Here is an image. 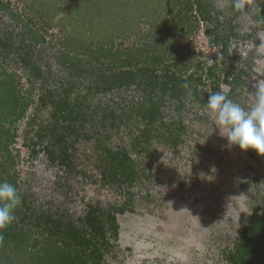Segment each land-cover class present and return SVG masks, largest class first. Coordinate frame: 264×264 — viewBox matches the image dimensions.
I'll list each match as a JSON object with an SVG mask.
<instances>
[{"label": "rangeland", "instance_id": "374dc122", "mask_svg": "<svg viewBox=\"0 0 264 264\" xmlns=\"http://www.w3.org/2000/svg\"><path fill=\"white\" fill-rule=\"evenodd\" d=\"M242 2L0 0V81L27 107L4 180L16 240L37 247L49 214L98 264H233L264 215V157L228 148L205 104L219 91L248 109L264 86V0Z\"/></svg>", "mask_w": 264, "mask_h": 264}, {"label": "trees", "instance_id": "16d2710c", "mask_svg": "<svg viewBox=\"0 0 264 264\" xmlns=\"http://www.w3.org/2000/svg\"><path fill=\"white\" fill-rule=\"evenodd\" d=\"M153 79V78H152ZM149 81L152 84V88L157 86L156 81ZM12 78L3 79L0 81V182H6L7 179H11L10 167L13 166V161L10 158V150L8 144L12 140L11 125L22 116L26 111V105L20 107V101L22 97L14 89L16 86L13 84ZM165 82L162 83L160 88L165 91ZM153 103H150V105ZM18 107L20 109H18ZM150 116L154 114V111H149ZM8 122L9 125H6ZM111 157L116 162L121 160L120 157L111 154ZM127 160V157H124ZM130 167V165H129ZM130 168L124 169V174L130 178L133 174L128 171ZM6 180V181H4ZM43 221L48 222V227L44 225V230L39 236V242L36 243L37 247L26 248L27 242L30 239V232L25 229V232L21 229L23 237L21 240H16L13 233H16L18 225L14 222L9 227L0 231V264H26L25 259L20 261L15 260L13 255L16 252L27 249L28 257L27 262L30 264H98L97 247L89 250V253L81 250H71L70 235L73 238L72 231L74 228L68 223L62 221L53 220L49 214H42ZM40 226L42 224H39ZM20 232V231H19ZM73 240L80 239V243H84L87 238L85 236L79 237V234H74ZM61 242V243H60ZM64 243L65 248H62ZM25 245V247H24ZM61 245V246H60ZM264 247V215L262 219L254 221L251 225L246 227L243 234L240 237L239 243L236 245L235 254L230 257L233 264H258L257 261L251 257L253 253L258 249ZM71 248V249H70Z\"/></svg>", "mask_w": 264, "mask_h": 264}, {"label": "clouds", "instance_id": "9594fccd", "mask_svg": "<svg viewBox=\"0 0 264 264\" xmlns=\"http://www.w3.org/2000/svg\"><path fill=\"white\" fill-rule=\"evenodd\" d=\"M234 7L243 10L245 4L242 0H235ZM205 106L214 119L213 126L226 139L228 148L237 146L242 152L252 150L264 157V86H257L254 103L248 109L219 91L209 94ZM213 169L216 171L213 167L212 172ZM21 203L15 186L0 182V231L17 220L15 211Z\"/></svg>", "mask_w": 264, "mask_h": 264}]
</instances>
